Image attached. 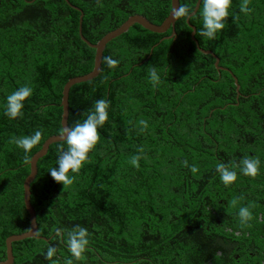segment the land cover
Listing matches in <instances>:
<instances>
[{"label":"trees","instance_id":"trees-1","mask_svg":"<svg viewBox=\"0 0 264 264\" xmlns=\"http://www.w3.org/2000/svg\"><path fill=\"white\" fill-rule=\"evenodd\" d=\"M69 1L83 10V34L92 43L131 15L161 24L172 10V0ZM196 2L180 6L188 4L191 13ZM242 3L233 0L213 39L201 35L202 2L190 19L201 46L230 70H219L215 57L199 50L188 16L178 17L171 38L162 40L173 27L159 33L136 23L108 42L100 74L74 84L69 96L70 126L83 122L96 100L110 101L100 139L79 172L69 173L75 178L68 186L49 173L65 140L39 159L31 202L41 237L14 241L12 264H245L223 227L242 232L247 254L262 244L250 228L264 222V0H248L247 12ZM80 18L67 0H0V261L7 237L30 229L24 181L32 156L63 129L64 86L95 66L96 48L82 39ZM153 67L163 70L156 85ZM23 85L33 94L23 115L10 118L6 97ZM38 129L41 141L30 152L14 143ZM257 157L259 173L243 174L241 161ZM219 162L237 172L229 185ZM241 206L252 212L247 223L240 222ZM78 226L88 229L90 241L79 260L67 246V233ZM49 245L57 249L52 259L45 256Z\"/></svg>","mask_w":264,"mask_h":264},{"label":"clouds","instance_id":"clouds-1","mask_svg":"<svg viewBox=\"0 0 264 264\" xmlns=\"http://www.w3.org/2000/svg\"><path fill=\"white\" fill-rule=\"evenodd\" d=\"M202 10L201 17L203 27L200 30L201 35L209 39L215 38L217 33L225 27L226 19L229 17V9L232 6L233 0H201ZM248 0H243L240 5L241 11H249L247 7ZM190 7L188 4H183L174 9V16L190 15ZM106 62L110 67H114L118 62L112 57H106ZM162 69L155 67L150 69L149 78L156 85L161 82ZM241 87V84H240ZM33 94V88L29 85H23L13 91L6 97V105H4L5 115L10 118H17L23 115L24 102ZM110 101L103 98L95 101L94 108L89 110L86 119L83 122H78L74 126L65 127L61 130V136L67 144L65 149L60 146L59 155L56 162V167L49 170L50 175L55 181L61 182L63 186H68L73 183L74 176L69 173H78L83 164L88 160L89 152L95 147L100 139L99 128H102L108 120V109ZM146 125V121H141ZM42 131L36 130L31 135H25L14 138V143L17 147L22 148L26 153L30 152L42 138ZM140 157L135 156L131 163L138 164ZM187 164V161L184 162ZM260 159L244 158L241 161V170L243 174L256 176L260 170ZM217 171L220 173V179L225 185H229L237 179V172L219 162L216 165ZM192 170L196 171V166H192ZM233 205L237 203V199L231 202ZM238 216L241 223H247L252 218V212L249 206H241L238 210ZM89 232L86 227H77L67 233V246L73 257L81 259L89 246ZM55 245H49L45 253L46 258L52 259L56 254ZM65 264H73L72 259H66Z\"/></svg>","mask_w":264,"mask_h":264},{"label":"water","instance_id":"water-1","mask_svg":"<svg viewBox=\"0 0 264 264\" xmlns=\"http://www.w3.org/2000/svg\"><path fill=\"white\" fill-rule=\"evenodd\" d=\"M67 1L73 7H75L76 9H78L81 12V18H80V23H81L80 34H81V37L90 46L96 48V56H95V66H94L92 71H90L86 74H83V75H78V76L70 78L64 86L62 103H61L63 106V113H62V127L63 128L70 127V125H69V114H70L69 96H70L71 87L78 82H83V81L93 79L94 77H96L97 75L100 74V72L102 70L103 54H104V50H105L108 42H110L115 37L121 35L122 33L127 32L130 29V27L136 23L141 24L142 26H144L145 28H147L149 30L159 32V33H164L167 30H169L171 27H173L174 29H173L172 34L169 36H164L162 38V40L165 38H171L177 34L176 21L179 17V16H174L173 12H174V9H176L180 6V0H172V10L161 24H156V23L152 22L143 14L131 15L117 28L107 32L98 42L92 43L83 34V30H82V22H83V17H84L83 10L79 6L71 3L69 0H67ZM200 6H201V0H197L194 10L187 17V22H188L189 26L192 27V33H191L192 39L196 42V45L200 51L207 53V54H212L215 57V59H216L215 65L219 70H222V69L230 70L227 67L221 66L219 56L213 50L203 48L201 46L199 40L196 37L197 29H196V26L191 23L190 19L198 11ZM156 45H157V43L154 45V47ZM153 48H152V50H153ZM150 55H151V53L145 59V61L150 57ZM235 81H236L237 89L239 90L240 89V83L236 77H235ZM63 140L64 139L62 138L61 133L51 135L43 143V146L32 156V158L29 162L30 167H31V171L24 181V201H25L26 208L30 213L31 226H30V229H28L27 231H25L23 233L12 234L9 237H7V239H6L7 258L5 260L0 261V264H12L14 262V260H15V256H14V252H13L14 241L23 240V239H26L28 237H41L40 235H38L39 226H38V221H37V212H36L34 205L31 202V194H32L31 183L33 182V180L36 178V176L38 174L39 159L41 157H43L48 152L50 145L52 143L58 142V141H63Z\"/></svg>","mask_w":264,"mask_h":264},{"label":"flooded vegetation","instance_id":"flooded-vegetation-1","mask_svg":"<svg viewBox=\"0 0 264 264\" xmlns=\"http://www.w3.org/2000/svg\"><path fill=\"white\" fill-rule=\"evenodd\" d=\"M248 196H249V194H248ZM260 213L263 214L262 212H259V214ZM231 221H233V218L231 219ZM225 225L226 226H224L223 229L225 231V234L228 236L229 244L230 243H231V245L235 244V251L233 252V255L236 257L237 261H239V262L244 261L245 264H252L255 259L260 258L261 263L264 264V222H262L261 225H260V223H258L259 227H255V228L251 227L250 228V233L253 230L256 231V233H254L255 235L257 234V238H256L257 241L256 242H261L262 244H260V243L255 244L253 246L254 248H251L249 250L248 254L246 252L241 251L242 250V246L240 245L241 241L244 243H247V241L242 238L243 237L242 232L240 230H235L234 227H232V225H230V223L225 224ZM260 227H261V229H260ZM247 234H249V233H247ZM236 250H238V251H236ZM219 252L221 253L222 251L219 250ZM242 253H243V256H242Z\"/></svg>","mask_w":264,"mask_h":264}]
</instances>
